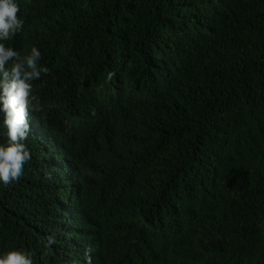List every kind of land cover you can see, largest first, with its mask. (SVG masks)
<instances>
[{
    "label": "trees",
    "instance_id": "obj_1",
    "mask_svg": "<svg viewBox=\"0 0 264 264\" xmlns=\"http://www.w3.org/2000/svg\"><path fill=\"white\" fill-rule=\"evenodd\" d=\"M0 264H264V0H0Z\"/></svg>",
    "mask_w": 264,
    "mask_h": 264
}]
</instances>
